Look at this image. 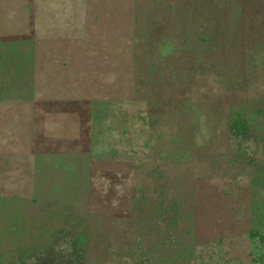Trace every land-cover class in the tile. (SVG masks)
I'll use <instances>...</instances> for the list:
<instances>
[{
    "label": "rangeland",
    "instance_id": "obj_1",
    "mask_svg": "<svg viewBox=\"0 0 264 264\" xmlns=\"http://www.w3.org/2000/svg\"><path fill=\"white\" fill-rule=\"evenodd\" d=\"M263 153L264 0H0V264H264Z\"/></svg>",
    "mask_w": 264,
    "mask_h": 264
},
{
    "label": "trees",
    "instance_id": "obj_2",
    "mask_svg": "<svg viewBox=\"0 0 264 264\" xmlns=\"http://www.w3.org/2000/svg\"><path fill=\"white\" fill-rule=\"evenodd\" d=\"M236 125H239L238 122H235ZM240 128L242 129H246V126H245V122L242 121V124L239 125ZM262 159H263V164H264V153L262 155ZM244 217H247V214H243ZM244 233H246V231L244 230L243 232H236L235 234L233 235H243ZM247 234H249L250 237H252L253 235H256L255 233L251 232V231H248ZM68 239H70V247L68 249L69 253H68V261L70 264H79L85 257L86 255V250L83 249V251H81V248H76L74 245H76V240L73 238V235L72 234H69L68 235ZM232 236V235H231ZM223 236L221 237H214L212 239H210L212 242L214 241H217V240H220ZM258 242H261L263 243L264 242V237L261 235V236H258ZM59 253V252H58Z\"/></svg>",
    "mask_w": 264,
    "mask_h": 264
}]
</instances>
